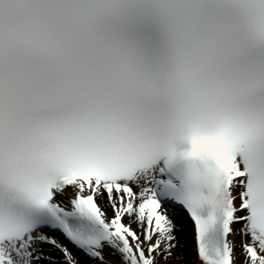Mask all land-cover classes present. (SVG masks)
Wrapping results in <instances>:
<instances>
[{
    "label": "snow or ice",
    "instance_id": "1",
    "mask_svg": "<svg viewBox=\"0 0 264 264\" xmlns=\"http://www.w3.org/2000/svg\"><path fill=\"white\" fill-rule=\"evenodd\" d=\"M173 261L264 264V0H0V264Z\"/></svg>",
    "mask_w": 264,
    "mask_h": 264
},
{
    "label": "bare ground",
    "instance_id": "2",
    "mask_svg": "<svg viewBox=\"0 0 264 264\" xmlns=\"http://www.w3.org/2000/svg\"><path fill=\"white\" fill-rule=\"evenodd\" d=\"M184 220L187 223L186 235H185V240H184V242L187 245L186 250H185V254L188 257V260L191 261L195 258V255H196V253H195V242H194V231L192 228L191 221L188 220L187 217H184ZM125 222H127V221H125ZM134 227H136V225H133V228ZM236 240L238 243L239 237H237ZM237 253H239V252L237 251ZM172 264H176V262L173 261ZM181 264H187V262H181Z\"/></svg>",
    "mask_w": 264,
    "mask_h": 264
},
{
    "label": "rangeland",
    "instance_id": "3",
    "mask_svg": "<svg viewBox=\"0 0 264 264\" xmlns=\"http://www.w3.org/2000/svg\"><path fill=\"white\" fill-rule=\"evenodd\" d=\"M100 203V206L102 207V209L103 210H105V211H107V208H106V204H105V202H103V201H101V202H99ZM135 228V227H134ZM186 250V249H185ZM238 252H239V250H237ZM237 254H239V253H237Z\"/></svg>",
    "mask_w": 264,
    "mask_h": 264
}]
</instances>
